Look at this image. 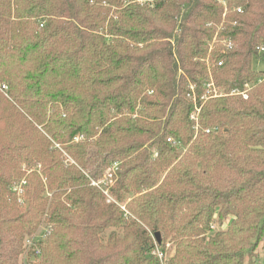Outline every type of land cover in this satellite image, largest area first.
Returning <instances> with one entry per match:
<instances>
[{"label":"trees","instance_id":"16d2710c","mask_svg":"<svg viewBox=\"0 0 264 264\" xmlns=\"http://www.w3.org/2000/svg\"><path fill=\"white\" fill-rule=\"evenodd\" d=\"M256 60L264 0H0V264H259Z\"/></svg>","mask_w":264,"mask_h":264},{"label":"rangeland","instance_id":"374dc122","mask_svg":"<svg viewBox=\"0 0 264 264\" xmlns=\"http://www.w3.org/2000/svg\"><path fill=\"white\" fill-rule=\"evenodd\" d=\"M223 42H224V40H220V41L217 42V44L215 43L214 46H211L210 52L213 51L214 49H216L217 47H220V45H223L224 46V43ZM207 63H208V66H209V72L211 74V68H212L211 62H209V60H207ZM254 63H255V66L257 68L264 69V60H256ZM215 89L217 91V94H221V93L224 92L220 88H218V89L215 88ZM198 112H199V110H197V112L194 113V114L197 116V113ZM196 122H197V125L195 127L197 129L199 127V124H198V120L197 119H196ZM116 179L117 178L115 177V175L112 178L108 177V169H107L106 172H105V174L102 177L97 178L96 180L95 179L92 180V185L99 187L103 191V193L105 194V196L107 197L108 202H112V201H114V199L111 196L110 190L113 187V185L115 184ZM24 205H25V208L28 206L26 200H25ZM122 210H124L126 214L129 213L128 210H127V208L125 207V203H124V205H122ZM227 223H228V220H226L225 223L221 225V224H219V222L217 221V219H215V221L211 225V231L212 232H215L218 229L225 228V227H227ZM47 227H48L47 226V222H42L41 225L38 227V229L35 231L36 233H34L31 236H29V235H26L25 236V243H26V239H28L30 237L37 236V238L38 237L40 238V236H42L44 234V232H45V230H46ZM153 238H154L155 242L157 243V241L155 239V236ZM170 246L171 245L168 243L167 244V248L170 249L171 248ZM156 252L159 253L158 251H156ZM172 252L173 251L170 249V253H172ZM170 253L166 254V256L163 255L162 258H164V260H165L167 258V256H169ZM27 257H28L27 252L22 253L19 256V264H25L24 262L26 261ZM258 263L259 264H264V250L263 249H259Z\"/></svg>","mask_w":264,"mask_h":264},{"label":"built area","instance_id":"2783aa9c","mask_svg":"<svg viewBox=\"0 0 264 264\" xmlns=\"http://www.w3.org/2000/svg\"><path fill=\"white\" fill-rule=\"evenodd\" d=\"M232 47H233L232 43L229 42V43L227 44V48H228V49H231ZM220 64H221V62H220ZM3 88H6V86L3 85ZM208 88H209V93H211V91H213V92H214V96H218V95H219V94H217V91H216V89H215L213 83L208 84ZM244 96L247 97L246 94H244ZM218 129H219L218 127L214 128V130H218ZM206 131H207V132H210V129H207ZM170 140H171V139H169V141H170ZM116 169H117V164H115V165L113 166V168L110 169V170L108 171V177L112 178ZM45 237H46V234H43L42 236H40V238H39V237L37 238V236H33V237H30V238L26 239V243H25L26 251H25V252H27V255H28V253L30 252L32 245L35 244L34 241L38 242V241H40L41 239H44ZM33 251H34L36 254L39 253V249H37V247H34V248H33ZM158 254H159V257L162 258L163 254H162V253H158Z\"/></svg>","mask_w":264,"mask_h":264},{"label":"water","instance_id":"95a60500","mask_svg":"<svg viewBox=\"0 0 264 264\" xmlns=\"http://www.w3.org/2000/svg\"><path fill=\"white\" fill-rule=\"evenodd\" d=\"M155 239H156L157 242H160V241H161V235H160L159 232H157V233L155 234Z\"/></svg>","mask_w":264,"mask_h":264}]
</instances>
